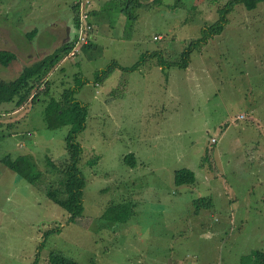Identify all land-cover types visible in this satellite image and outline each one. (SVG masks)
Returning <instances> with one entry per match:
<instances>
[{
    "label": "rangeland",
    "instance_id": "rangeland-1",
    "mask_svg": "<svg viewBox=\"0 0 264 264\" xmlns=\"http://www.w3.org/2000/svg\"><path fill=\"white\" fill-rule=\"evenodd\" d=\"M69 1L7 0L0 33L27 55L49 41L30 43L21 32L26 24L18 22L34 23L40 36H49L54 21L72 26ZM138 1L125 12L132 39L107 34L102 25L94 59L78 53L80 63L73 65V58H62L48 77L55 95L84 80L75 93L88 105L77 135L86 179L77 220L67 221L68 213L45 193L57 186L46 157L66 160L67 127L48 128L40 102L17 110L0 102V156L23 154L41 172L31 184L0 161V264H29L35 257L50 264L52 251L79 264H241L253 250L264 251V1L251 9L236 3L221 32L198 44L186 67L163 70L145 52L158 49L166 61L180 60L226 0ZM34 54L0 64V77H15L39 58ZM140 59L131 71L113 65ZM106 68L96 84V72ZM240 111L246 118L237 117ZM130 153L135 163L124 161ZM179 167L193 170L195 181L175 184ZM204 196L210 206L194 212V200ZM120 201L136 203L129 219L101 217L107 204Z\"/></svg>",
    "mask_w": 264,
    "mask_h": 264
},
{
    "label": "trees",
    "instance_id": "trees-1",
    "mask_svg": "<svg viewBox=\"0 0 264 264\" xmlns=\"http://www.w3.org/2000/svg\"><path fill=\"white\" fill-rule=\"evenodd\" d=\"M261 1L264 0H226L217 8L218 17L201 28L199 37L190 40L185 45L181 51L180 60L166 61L159 50L152 51L149 55L157 57V63L163 68L169 64L186 67L189 64L192 50L198 44L207 41L211 35L221 32L227 22V13L233 9L236 3H243L246 8L251 9L256 7L257 3ZM131 5L126 6V12L130 11ZM34 32L35 30L31 31L28 37L31 38ZM70 47L71 41H65L56 46L51 52L24 65L12 79L0 77V102H13L12 110L28 101L33 103L40 102L39 104H42L40 111L48 128L67 127L64 136V147L68 157L59 163L53 161L49 156L46 157L48 166L57 176L54 183L57 186L48 189L45 193L49 199L60 205L68 213L67 221H75L83 214V193L86 184L84 173L79 166L83 148L77 139V135L86 126L88 107L85 102L75 96L84 80H80L78 85L65 87L58 95H55L51 91V81L48 78V72L59 63ZM15 59H17L16 54L12 50L0 48V64L7 66ZM140 61L141 59L126 66H120L116 61H113V65L120 66L124 70H133L139 66ZM108 68L97 71L95 81H101V75ZM41 96L44 98H41ZM5 111H8V109ZM204 157L205 155H203L202 159ZM0 161L31 184L41 180V172L36 171L31 161L23 154H18L14 157L5 154L0 156ZM124 161L132 164L136 162V159L130 153L124 156ZM173 181L177 185L193 183L195 181L194 172L187 167L176 168L173 172ZM194 202L196 205L194 212H198L202 206H210V198H206V196L197 198ZM134 207L133 201L131 203L126 201L110 202L105 206L101 217L110 221L123 222L134 214ZM55 230H59V228L48 229L44 231L43 235L46 237ZM43 244L44 240H41L39 245L42 246ZM36 260L37 258L35 257L29 264H37ZM249 260L254 261L255 264H264V251L260 249L253 250L243 257L241 264H244V262L248 263ZM47 261L50 264H79L74 258L54 251L48 254Z\"/></svg>",
    "mask_w": 264,
    "mask_h": 264
},
{
    "label": "crops",
    "instance_id": "crops-1",
    "mask_svg": "<svg viewBox=\"0 0 264 264\" xmlns=\"http://www.w3.org/2000/svg\"><path fill=\"white\" fill-rule=\"evenodd\" d=\"M126 1L127 0H91L90 12H91V21H92V25H93L92 40L88 44L83 46L81 52L79 53L82 57L88 56L87 57L88 60L95 58L96 55L93 52V50L97 46L96 41L98 39H104V36L100 35L104 32L102 25H105L107 27V32H108L107 34L115 33L118 35V37L122 36L123 39H132L134 37V36H131L132 34H130V33L127 34L125 29H124V26L126 25L125 12H126V8L128 6H130L131 4H134L135 6H140V1H138V0H129L127 2ZM133 1H135V2H133ZM152 1H156V0H152ZM2 3H7V0H0V6H2L3 8H6V6L2 5ZM126 3H127V5H126ZM69 7L71 10V16L74 17V18L72 17V19H71V20H73L72 26L70 23H68L66 21H62V20L54 21L51 24L52 30H51L49 36H40L39 35L40 31L38 28L34 27V25H33L34 23H30L27 20L26 21L22 20L21 22H18L19 24H26L24 31H21V32L24 34L25 37H27V40L30 43H32L31 41L34 40L36 37H39L38 40L41 38H44L45 40L49 41V43L45 44L44 46H41L40 48L36 47V48H34V50L32 48H30L32 50H29L27 55H25L26 53H23V51H21L18 48V45L15 44V39H13L14 43L11 46L10 45L11 37L9 36V34L5 33V36L1 35V33H4L3 32L4 27L3 28L0 27V32H1L0 33V42L2 40H4V42H5V45H0V48H7V49L12 50L16 54V58L18 60H26L25 56H27V58H28L34 52H36V54H34V55H36L37 57H41L42 55L51 52L49 50H53L56 46L62 44L65 41H71L72 42V39L75 36V15H74L75 5H74V0L69 1ZM0 16H1V14H0ZM135 19H136V17H135ZM3 25H5V24H3ZM33 30H35L34 34H32V37L29 38L28 35H30V32ZM107 34H105V35H107ZM157 36L160 37L161 35L154 34L153 38H156ZM57 42H61V43L57 44ZM3 46H5V47H3ZM31 51H33V52H31ZM152 51H158V49L157 50H151V51L147 50L145 53L147 56H150L149 54ZM39 52H41V53H39ZM69 59L71 60V58H69ZM62 60H64V57ZM70 62H72L73 65H78L80 63V60L76 61V59H74V57H73V60H71ZM28 63L29 62H27V64ZM118 64L120 66H126L124 64H120V63H118ZM120 66H117V67L119 69H122ZM159 66L162 70L164 69L161 65H159ZM56 67H57V65L51 71L48 72V77H49V74L54 69H56ZM122 70H124V69H122ZM126 71H128V70H126ZM97 82L101 83V81H95L96 84H97ZM20 107H22V105ZM20 107L16 108L15 110L19 109ZM87 107H88V105H87ZM8 112H6V113H8ZM239 113H244V112L240 111ZM87 115H88V111H87ZM244 115H245L244 118H246V113H244ZM134 204H136V203L134 202Z\"/></svg>",
    "mask_w": 264,
    "mask_h": 264
},
{
    "label": "built area",
    "instance_id": "built-area-1",
    "mask_svg": "<svg viewBox=\"0 0 264 264\" xmlns=\"http://www.w3.org/2000/svg\"><path fill=\"white\" fill-rule=\"evenodd\" d=\"M75 5V36L72 39L71 47L64 58H73L81 52L83 46L92 40L93 25L91 21V0H74ZM239 119L244 118V113L237 115ZM213 143L214 137L210 138Z\"/></svg>",
    "mask_w": 264,
    "mask_h": 264
}]
</instances>
